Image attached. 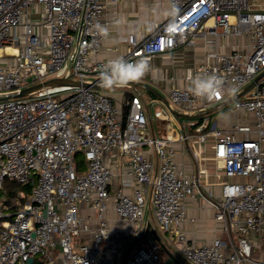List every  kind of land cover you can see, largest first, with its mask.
I'll use <instances>...</instances> for the list:
<instances>
[{
    "label": "built area",
    "instance_id": "2783aa9c",
    "mask_svg": "<svg viewBox=\"0 0 264 264\" xmlns=\"http://www.w3.org/2000/svg\"><path fill=\"white\" fill-rule=\"evenodd\" d=\"M36 5L42 6L38 22L32 20ZM105 11L106 0H0V95L65 76L91 84L44 87L0 101V190L7 178L33 184L28 193L0 202V264H28L30 258L33 264H165L168 258L178 264L176 253L183 264H264L256 257L264 238L251 237L264 229V76L244 92L264 71V3L170 0L167 19L146 37L128 35L123 58L129 62L203 47V59L185 75L189 84L170 89L177 109L204 112L235 97L225 111L250 117L231 129L212 125L193 133L187 126L207 128V114L182 121L158 109L155 115L172 126L163 136L150 133L140 92L119 106L93 86L109 61L98 58L104 38L96 25ZM211 74L235 94L213 101L193 95V79ZM177 144L196 160L197 173L177 161ZM210 159L225 178L219 191L207 180L205 189L224 236L197 244L183 228L186 202L203 188ZM82 203L95 213V229L92 216L81 214ZM109 210L120 227L112 229ZM150 225L169 236L173 255L165 260Z\"/></svg>",
    "mask_w": 264,
    "mask_h": 264
},
{
    "label": "crops",
    "instance_id": "0c3cea01",
    "mask_svg": "<svg viewBox=\"0 0 264 264\" xmlns=\"http://www.w3.org/2000/svg\"><path fill=\"white\" fill-rule=\"evenodd\" d=\"M36 7L38 10L42 9L41 5H36ZM36 10L34 14H36ZM169 11L170 0H106V11L102 25L109 27L110 36L107 38L103 37L104 39L98 52V58L102 60H111L117 57H123L128 46V35L135 33L138 38L146 37L157 22L167 19ZM116 19L121 21V25L118 29L112 27L113 21ZM203 55V47L197 45L195 48L180 47L174 51L154 56L149 59L152 65L151 71L139 81H144L152 85L169 99V92L172 87L187 86L189 84L185 79V75L196 62L203 59ZM127 87L128 88L124 91L107 93L111 95L115 104L123 106L124 100L128 96L139 92V90L135 91L130 86ZM102 91L106 92L105 89ZM247 91L248 88H245L244 92L246 93ZM158 99V102H160L163 107L157 108L156 110L163 109L168 113V107L160 98ZM156 110L152 113L149 106L147 108L149 130L152 135L163 136L171 132V122L157 117L155 115ZM245 118H247V115L243 112L225 111L224 108L219 114H216L213 125L223 129H231ZM177 119H182V121L185 120L184 117H177ZM247 120H250L249 116ZM177 146L179 148L176 157L177 161L182 163L189 173H197L198 164L196 160L187 152L185 153L183 145L177 144ZM146 151L148 154H151L152 159L156 162L157 157L155 152H149L148 149H146ZM203 167L205 168L202 184L204 189H199L195 197L187 199L188 219L183 226L189 238L197 244L207 243L212 241L215 237L224 236L223 223L216 219V208L207 198L205 189L209 184H215L213 188L219 191L220 183L224 181L225 178L215 168V161L213 159H210ZM206 180L209 184H206ZM81 214L84 217L91 215L90 226L92 229L97 227L98 221L95 217V213L85 203L81 204ZM108 215L111 218L112 229L120 227V223L112 210H109ZM192 218L195 220L192 221ZM91 236L90 233L86 232L83 238L90 240ZM251 237L264 238V229L259 234L253 233ZM116 238H119L118 240L120 242L124 241L126 243L131 239L129 236H117ZM256 257L264 259V245L262 249L256 253Z\"/></svg>",
    "mask_w": 264,
    "mask_h": 264
},
{
    "label": "clouds",
    "instance_id": "9594fccd",
    "mask_svg": "<svg viewBox=\"0 0 264 264\" xmlns=\"http://www.w3.org/2000/svg\"><path fill=\"white\" fill-rule=\"evenodd\" d=\"M175 11V9H172ZM121 21H113L112 27L119 28ZM96 30L101 37L110 36V29L106 25L97 24ZM152 69L148 57H142L135 62H129L123 57L111 59L99 72V86L106 90L127 87L131 82L139 81ZM190 91L199 98L213 101L227 94L234 95L235 88H225L223 80L216 74L196 76L192 81Z\"/></svg>",
    "mask_w": 264,
    "mask_h": 264
},
{
    "label": "water",
    "instance_id": "95a60500",
    "mask_svg": "<svg viewBox=\"0 0 264 264\" xmlns=\"http://www.w3.org/2000/svg\"><path fill=\"white\" fill-rule=\"evenodd\" d=\"M264 76V71H262L259 75L256 76V78L246 87L249 88L251 87L255 82H257L259 79H261ZM67 85H71V86H91L90 83L85 82V81H81V80H76L71 78L70 76H65V77H57V78H53V79H49L43 82H39L36 84H32L29 86H26L24 88H22L21 90H18L16 92L13 93H7V94H2L0 95V101L2 100H7L10 98H17V97H25L30 95L31 93L38 91L44 87H57V86H67ZM93 86L96 88H101L99 86L98 82L93 83ZM128 86L132 87L135 91H138L139 88H145L147 90H149L150 92H152L155 96H157L158 98H160L164 104L168 107V109L177 117L179 118H198V117H202L206 114H211L212 112H215L217 110H219L220 108L225 107L226 105L230 104L233 100H235L236 98H230L227 99L223 102H220L210 108H208L206 111L204 112H198V113H194V114H188L185 113L177 108H175L173 106V104L171 103V101L164 95L162 94L160 91H158L156 88H154L152 85L144 82V81H135V82H131ZM177 256L180 259H183V256L181 254L176 253ZM173 260V258H168L165 261V264H169L171 261ZM34 263V259L30 258L28 261V264H33Z\"/></svg>",
    "mask_w": 264,
    "mask_h": 264
},
{
    "label": "rangeland",
    "instance_id": "374dc122",
    "mask_svg": "<svg viewBox=\"0 0 264 264\" xmlns=\"http://www.w3.org/2000/svg\"><path fill=\"white\" fill-rule=\"evenodd\" d=\"M257 3L259 4H263L264 0H257ZM38 9L35 7V10ZM40 12L33 14L32 16V20L34 22H38L40 19ZM156 86V85H155ZM157 87V86H156ZM128 87H122V88H115L112 90H106V92H110V93H116L119 91H124L126 90ZM101 90H103V88H101ZM139 92L141 93V95L143 96V98L146 101V104L149 106V109L152 113H154V110H156L157 108H162L163 105L158 102L159 99L149 90L145 89V88H139ZM223 108H220L219 110L212 112L211 114H207L206 116L208 117V127L207 128H203L202 130H197L196 128H191L189 126H187V128L193 132V133H201L202 131H206V130H210L212 128L213 122L216 119V114H219V112L221 110H223ZM202 120H204V118H200ZM188 118H185V121H187ZM77 160L79 162L83 161V156L82 153H77ZM7 189V192L5 191V189ZM20 190L28 193L29 190L26 189L25 185L17 180L14 179H5L4 181V187L3 189L0 190V202L5 198V197H9V195H16ZM148 231L151 232V239H153L154 241H156L159 246H160V257L161 259L165 260V257H169L170 255H173V252H171V250L169 249L165 238H169V236L167 235V237H162L156 230H154L152 228V226L150 225ZM75 240H78L79 242H82V239L79 236L74 237ZM130 241V240H129ZM128 241V242H129ZM176 262L178 264H183L182 260H180L178 257L176 258Z\"/></svg>",
    "mask_w": 264,
    "mask_h": 264
},
{
    "label": "trees",
    "instance_id": "16d2710c",
    "mask_svg": "<svg viewBox=\"0 0 264 264\" xmlns=\"http://www.w3.org/2000/svg\"><path fill=\"white\" fill-rule=\"evenodd\" d=\"M32 185H33V184L29 183V184H26L25 187H26V189H28V190L30 189V190H31ZM30 190H29V191H30ZM133 247H134V243H131V244L128 246V250H127L126 257H128V256L131 254ZM35 264H43V262H42V261H39V260L36 259Z\"/></svg>",
    "mask_w": 264,
    "mask_h": 264
}]
</instances>
